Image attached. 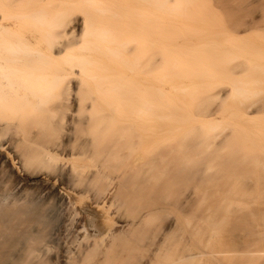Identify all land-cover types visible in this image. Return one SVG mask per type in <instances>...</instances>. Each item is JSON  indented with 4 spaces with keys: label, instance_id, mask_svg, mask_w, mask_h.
Segmentation results:
<instances>
[{
    "label": "bare ground",
    "instance_id": "6f19581e",
    "mask_svg": "<svg viewBox=\"0 0 264 264\" xmlns=\"http://www.w3.org/2000/svg\"><path fill=\"white\" fill-rule=\"evenodd\" d=\"M159 1L0 0V264H128L149 245L140 264L233 253L191 248L188 193L155 224L192 149L162 87L193 74L191 47L167 42L191 14ZM245 254L264 264V249Z\"/></svg>",
    "mask_w": 264,
    "mask_h": 264
},
{
    "label": "rangeland",
    "instance_id": "374dc122",
    "mask_svg": "<svg viewBox=\"0 0 264 264\" xmlns=\"http://www.w3.org/2000/svg\"><path fill=\"white\" fill-rule=\"evenodd\" d=\"M174 1L164 4L160 0L165 6L160 5L159 13L174 4V13L183 9L191 15L183 24L184 29L181 25H172V30L167 26L172 31L168 32L172 34L168 47L173 46L175 51L181 45L183 50L191 47L192 54L203 53H195L196 58L191 53L186 56L193 69L189 80L183 74L173 84H162L166 88L165 99L172 101L166 106L169 120L187 129L192 149L188 174L184 173L172 189L173 210L159 215L155 224L162 230L172 215L181 214L188 193L189 221L194 232L191 248L233 251L227 258H204L203 262L193 260L188 264H261V260L242 254L264 249V0ZM74 36L77 39L76 31L71 38ZM159 41L166 42L160 37ZM183 50L179 53L184 57ZM156 58L163 64L165 55L159 50ZM196 59L201 63L196 64ZM179 72L176 69V74ZM182 83L185 84L178 87ZM171 85L175 88L170 89ZM183 86H190L192 94ZM253 201L256 202L252 205ZM236 203L251 205L241 211L235 208ZM225 204H230V210ZM81 212L89 216L86 210ZM53 221L49 229L56 227L57 220ZM88 228L96 234L93 227ZM154 234L150 235L151 240L157 233ZM149 246H144L142 255L129 263L140 264Z\"/></svg>",
    "mask_w": 264,
    "mask_h": 264
}]
</instances>
